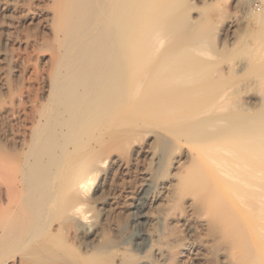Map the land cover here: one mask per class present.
I'll return each mask as SVG.
<instances>
[{"label": "rangeland", "instance_id": "rangeland-1", "mask_svg": "<svg viewBox=\"0 0 264 264\" xmlns=\"http://www.w3.org/2000/svg\"><path fill=\"white\" fill-rule=\"evenodd\" d=\"M15 1L10 5L8 2L4 10L0 9L2 239H9V217L11 214L12 217L15 216L16 211L13 203L11 205L14 208L9 205V187L13 184L9 165L11 160L15 162V158H19L18 142L23 138L32 106L39 100L44 102L47 99L48 76L58 51L50 31L56 8L55 0ZM241 2L187 0L185 13L173 18L170 39L150 51L149 58L152 61L148 60L140 67V71H157L152 86L142 85L138 95H143L144 98L148 96V88L167 90L172 94L184 93L179 98L181 101L170 104V112H164L162 107L166 106H160L162 111L155 114V122L203 110H209L221 118L238 109L240 100L231 95L233 90L250 97L247 105L251 109L261 108L264 97V33L257 29L258 25H254L253 20L243 17ZM249 6L256 12L263 10V3L259 0H250ZM148 48H153V44L138 46L133 51L135 56L130 52H126V55L138 59L146 56ZM235 59L248 61L247 69H228L227 63ZM133 81L135 76H130L127 92H131ZM224 91L226 94L222 97ZM148 103L145 101L139 108H144ZM177 125L170 126V130L173 132V129L181 127ZM145 130L150 131V135L147 136ZM210 132L215 133L216 130ZM221 138L215 136L209 139L210 147L206 150V155L218 145L226 146ZM176 139L173 133L158 125H147L133 130L113 129L111 138L94 145L95 150L88 159L107 157L109 165L112 159L118 157L121 163L119 161L120 165H110L96 192L91 193L95 184L83 196L74 187L67 190L61 197V212L56 221L64 220L63 208L74 201L85 199L96 218V226L102 229H98L101 236L96 242L102 246V250L96 252L92 247L89 249L83 245L77 247V244H66L63 246L62 257L31 259L28 254L32 245L17 243L16 247L13 245L15 248L12 246L9 249L8 245L5 250L0 251V264H9V254H15L19 258L24 256L29 264H66L73 259L76 264H82L81 260H84L83 264H160V260L164 261L163 264H264V253H257L254 249L251 234L236 209L225 202L212 208L207 203L210 183L207 182L204 188L198 189L199 182H193L197 177H193V181L189 180L194 169L203 167L193 149L200 137L184 134L180 135L179 141ZM238 144L239 139L235 136L230 145ZM132 145L135 147L133 153ZM88 159L84 163H88ZM145 178L149 179L146 182L150 186L140 202L144 205L143 212L146 216L137 220L134 203L139 199ZM204 179L206 181V174ZM186 180L191 184L186 186ZM99 198L102 201L100 204L97 202ZM12 210H15L14 213ZM142 230L149 233L151 239L145 240L147 245H143L144 242L137 246L134 243L139 240L138 235ZM256 256L261 261H257Z\"/></svg>", "mask_w": 264, "mask_h": 264}, {"label": "bare ground", "instance_id": "bare-ground-1", "mask_svg": "<svg viewBox=\"0 0 264 264\" xmlns=\"http://www.w3.org/2000/svg\"><path fill=\"white\" fill-rule=\"evenodd\" d=\"M14 1L0 0V9L4 10L8 2L10 5ZM241 1L243 17L253 20L254 25H258L257 29L264 33V0H259L263 3L262 12L258 11L261 13L249 8L250 0ZM55 2L50 31L58 51L56 48L57 54L48 76L47 99L44 98V102L39 100L32 106L23 138L19 142L16 140L19 144V158H15V162L10 158L9 175L12 172L13 184L9 187V205L13 203L16 211L14 210L15 216L12 217L11 214L9 217V239L0 237V251L5 250L8 245L10 249L13 245L16 247L17 243L31 244L28 256L31 259H44L61 256L66 244L92 247L96 252L102 250V246L96 243L102 229L96 226V218L85 199L74 201L63 208L64 220L56 221L61 212V197L72 187L83 196L95 184L91 193L96 192L110 165L119 161L121 163L118 157L112 159L109 165L107 157L88 159L95 150L94 145L111 138L113 129L133 130L138 126L158 125L173 133L176 140L184 134L200 137L193 149L203 167L194 169L189 180L193 181V177H197L193 182H199L198 189L204 188L209 182L208 205L216 208L221 202H225L235 208L251 234L254 249L263 254L264 97L260 109H251L247 105L250 97L233 90L231 95L240 100L238 109L224 114L223 118L209 110H203L155 122V114L162 111V108L164 112H170V104L181 101L179 98L184 93L172 94L167 90L148 88V96L144 98L143 95H138L142 85H151L157 71H140V67L148 60L152 61L149 58L150 51L170 39L172 20L176 15L181 17L185 13L187 0ZM148 43H152L153 48L146 50V56L134 59L133 51ZM126 52H130L132 56L126 55ZM247 63L245 59H235L229 61L227 67L234 71L245 70ZM130 76H135V81L131 84V92H127ZM225 94L224 91L221 96ZM145 101L149 103L144 108H139ZM177 124L181 127L172 132L170 126H178ZM210 130L216 132L212 133ZM144 132L147 136L150 135V131ZM215 136H221V141L226 146L218 145L206 155L205 152L210 147L209 139ZM235 136L238 137L239 144L232 146L230 144ZM134 150L135 147L131 148V153ZM205 155L206 158H203ZM87 159L88 163H84ZM204 174L207 175L206 181ZM145 179L139 199L134 203L137 220L146 216L143 212L144 205L140 202L150 186L146 182L149 179ZM189 184L186 180L185 185ZM97 202L100 204L102 201L99 198ZM14 205L11 206L14 208ZM149 235L142 230L138 235L139 240L136 239L138 241L134 244L138 246L145 240L149 241ZM55 236L60 238L56 239ZM145 243L143 245H147ZM4 257L9 258V264H29L24 256L19 258L15 254H9V257ZM257 259L259 260L258 257ZM73 260L64 261L66 264H76ZM161 262L160 260V264H163L164 261Z\"/></svg>", "mask_w": 264, "mask_h": 264}]
</instances>
